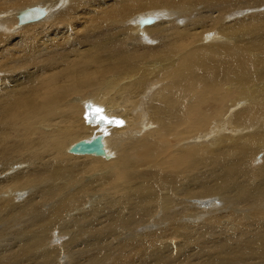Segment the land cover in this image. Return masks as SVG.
<instances>
[{
	"label": "bare ground",
	"instance_id": "1",
	"mask_svg": "<svg viewBox=\"0 0 264 264\" xmlns=\"http://www.w3.org/2000/svg\"><path fill=\"white\" fill-rule=\"evenodd\" d=\"M0 264H264V0H0Z\"/></svg>",
	"mask_w": 264,
	"mask_h": 264
},
{
	"label": "water",
	"instance_id": "2",
	"mask_svg": "<svg viewBox=\"0 0 264 264\" xmlns=\"http://www.w3.org/2000/svg\"><path fill=\"white\" fill-rule=\"evenodd\" d=\"M70 152L79 155L89 154L96 156H105L106 152L103 143V136H96L91 141H81L75 144L70 149Z\"/></svg>",
	"mask_w": 264,
	"mask_h": 264
},
{
	"label": "rangeland",
	"instance_id": "3",
	"mask_svg": "<svg viewBox=\"0 0 264 264\" xmlns=\"http://www.w3.org/2000/svg\"><path fill=\"white\" fill-rule=\"evenodd\" d=\"M18 10H21V9H15L14 11H18ZM14 11L12 10L11 12H14ZM11 12H9V13H11ZM7 21H9V20H7ZM10 21H11V23L14 24V26H15V22H13L12 20H10ZM40 24H41V23H40ZM11 30L13 31V26H12ZM22 192H24V191H22Z\"/></svg>",
	"mask_w": 264,
	"mask_h": 264
},
{
	"label": "snow or ice",
	"instance_id": "4",
	"mask_svg": "<svg viewBox=\"0 0 264 264\" xmlns=\"http://www.w3.org/2000/svg\"><path fill=\"white\" fill-rule=\"evenodd\" d=\"M100 110L99 109H97V112H99Z\"/></svg>",
	"mask_w": 264,
	"mask_h": 264
}]
</instances>
